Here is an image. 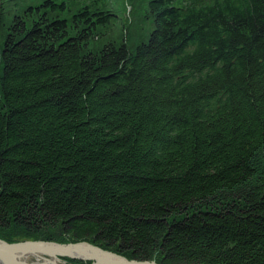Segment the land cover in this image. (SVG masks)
<instances>
[{
    "label": "trees",
    "instance_id": "trees-1",
    "mask_svg": "<svg viewBox=\"0 0 264 264\" xmlns=\"http://www.w3.org/2000/svg\"><path fill=\"white\" fill-rule=\"evenodd\" d=\"M0 239L264 264V0H0Z\"/></svg>",
    "mask_w": 264,
    "mask_h": 264
},
{
    "label": "water",
    "instance_id": "water-1",
    "mask_svg": "<svg viewBox=\"0 0 264 264\" xmlns=\"http://www.w3.org/2000/svg\"><path fill=\"white\" fill-rule=\"evenodd\" d=\"M64 258L89 261L91 264H158L155 260L127 259L89 241L58 243L23 240L9 243L0 239V264H66Z\"/></svg>",
    "mask_w": 264,
    "mask_h": 264
},
{
    "label": "rangeland",
    "instance_id": "rangeland-1",
    "mask_svg": "<svg viewBox=\"0 0 264 264\" xmlns=\"http://www.w3.org/2000/svg\"><path fill=\"white\" fill-rule=\"evenodd\" d=\"M33 262H36V263H38V262H41V260L39 261V260H32ZM66 262V261H65ZM66 264H67V262H66Z\"/></svg>",
    "mask_w": 264,
    "mask_h": 264
},
{
    "label": "bare ground",
    "instance_id": "bare-ground-1",
    "mask_svg": "<svg viewBox=\"0 0 264 264\" xmlns=\"http://www.w3.org/2000/svg\"><path fill=\"white\" fill-rule=\"evenodd\" d=\"M38 263H40V262H38ZM49 264H53V263H49ZM58 264H60V263H58Z\"/></svg>",
    "mask_w": 264,
    "mask_h": 264
}]
</instances>
